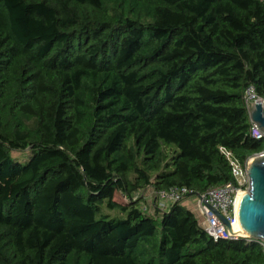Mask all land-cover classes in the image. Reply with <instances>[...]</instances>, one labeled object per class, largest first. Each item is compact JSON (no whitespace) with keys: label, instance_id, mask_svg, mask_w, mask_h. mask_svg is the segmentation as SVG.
<instances>
[{"label":"trees","instance_id":"16d2710c","mask_svg":"<svg viewBox=\"0 0 264 264\" xmlns=\"http://www.w3.org/2000/svg\"><path fill=\"white\" fill-rule=\"evenodd\" d=\"M250 87L264 1L0 0V264H264V241L155 207L234 184L221 149L264 152Z\"/></svg>","mask_w":264,"mask_h":264},{"label":"built area","instance_id":"2783aa9c","mask_svg":"<svg viewBox=\"0 0 264 264\" xmlns=\"http://www.w3.org/2000/svg\"><path fill=\"white\" fill-rule=\"evenodd\" d=\"M245 102L248 108L253 103L262 104L264 100L258 97L255 94L253 88L250 87L245 93ZM249 135L250 137L258 140L262 139L263 137L261 130L254 123H251ZM221 150L229 161L235 183H227L223 186L214 187L207 190L204 194L196 196L197 209L199 210L200 216L202 218V227L210 238L214 240L238 239L241 237L240 234L236 232L231 233L214 211L220 213L230 222L231 225L235 223V207L238 194L247 191L249 187V178L246 172L247 164L252 158L259 156L264 152L258 153L251 157L243 167L234 157H232L228 151L224 149ZM187 193H189V191L185 187L173 188L169 191H161L156 195L157 201L155 207L159 211L167 210L172 203L181 201L184 197H186Z\"/></svg>","mask_w":264,"mask_h":264},{"label":"water","instance_id":"95a60500","mask_svg":"<svg viewBox=\"0 0 264 264\" xmlns=\"http://www.w3.org/2000/svg\"><path fill=\"white\" fill-rule=\"evenodd\" d=\"M247 111L250 122L257 125L264 139V102L251 104ZM246 172L249 187L247 191L241 193L235 207V215L241 231L238 234L243 238L264 241V153L248 162ZM214 212L227 229L234 233L230 222L217 211Z\"/></svg>","mask_w":264,"mask_h":264},{"label":"rangeland","instance_id":"374dc122","mask_svg":"<svg viewBox=\"0 0 264 264\" xmlns=\"http://www.w3.org/2000/svg\"><path fill=\"white\" fill-rule=\"evenodd\" d=\"M144 196L147 200L146 202L147 207L150 209L152 206L151 203L155 199V193L152 190L148 189L144 191ZM196 199L197 197L195 195L188 196V197H184L181 202L185 207H187L194 213L195 217L198 219L199 223L202 225V218L200 216L199 210L197 209Z\"/></svg>","mask_w":264,"mask_h":264},{"label":"bare ground","instance_id":"6f19581e","mask_svg":"<svg viewBox=\"0 0 264 264\" xmlns=\"http://www.w3.org/2000/svg\"><path fill=\"white\" fill-rule=\"evenodd\" d=\"M240 195H241V194L239 193L237 199L239 198ZM232 227H233V230H234L236 233H241V231H240V227H239L238 222H237V217H236L235 223L232 225Z\"/></svg>","mask_w":264,"mask_h":264},{"label":"crops","instance_id":"0c3cea01","mask_svg":"<svg viewBox=\"0 0 264 264\" xmlns=\"http://www.w3.org/2000/svg\"><path fill=\"white\" fill-rule=\"evenodd\" d=\"M145 201L147 202L146 198H145ZM154 201V200H153ZM151 205H153V202L151 203ZM152 212V211H151Z\"/></svg>","mask_w":264,"mask_h":264}]
</instances>
